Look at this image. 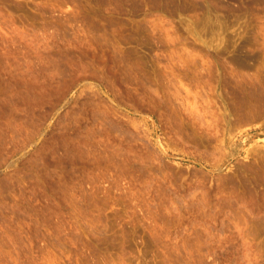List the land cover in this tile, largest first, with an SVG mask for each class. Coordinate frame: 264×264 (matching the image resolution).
I'll return each instance as SVG.
<instances>
[{
    "label": "rangeland",
    "instance_id": "rangeland-1",
    "mask_svg": "<svg viewBox=\"0 0 264 264\" xmlns=\"http://www.w3.org/2000/svg\"><path fill=\"white\" fill-rule=\"evenodd\" d=\"M0 264H264V0H0Z\"/></svg>",
    "mask_w": 264,
    "mask_h": 264
}]
</instances>
